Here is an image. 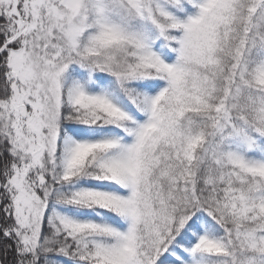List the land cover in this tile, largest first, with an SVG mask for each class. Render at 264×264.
Masks as SVG:
<instances>
[{
  "label": "snow or ice",
  "instance_id": "1",
  "mask_svg": "<svg viewBox=\"0 0 264 264\" xmlns=\"http://www.w3.org/2000/svg\"><path fill=\"white\" fill-rule=\"evenodd\" d=\"M0 264H264V0H0Z\"/></svg>",
  "mask_w": 264,
  "mask_h": 264
}]
</instances>
